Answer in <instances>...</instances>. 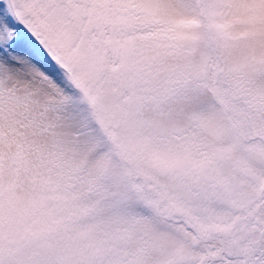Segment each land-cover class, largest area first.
<instances>
[{"label":"snow or ice","instance_id":"6c2138e0","mask_svg":"<svg viewBox=\"0 0 264 264\" xmlns=\"http://www.w3.org/2000/svg\"><path fill=\"white\" fill-rule=\"evenodd\" d=\"M0 264H264V0H0Z\"/></svg>","mask_w":264,"mask_h":264}]
</instances>
